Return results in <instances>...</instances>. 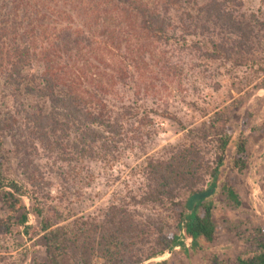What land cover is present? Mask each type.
Returning <instances> with one entry per match:
<instances>
[{
  "label": "trees",
  "instance_id": "obj_1",
  "mask_svg": "<svg viewBox=\"0 0 264 264\" xmlns=\"http://www.w3.org/2000/svg\"><path fill=\"white\" fill-rule=\"evenodd\" d=\"M242 9V0H162L159 6L146 0H0V79L13 97L35 99L0 111V167L5 160L2 136L10 138L16 154L37 146L65 164L62 176L76 175L74 163L80 161H116L132 147L126 132L132 110L116 105L108 97L110 88L126 84L131 64L155 44L175 45L211 62L243 64L257 50L264 22ZM109 55L118 56L119 63ZM260 84L264 87V81ZM40 100L47 101V110ZM143 116V122L150 121ZM217 137L210 164L191 148L148 158L140 199L110 204L100 218L74 213L63 202L64 191L60 197L44 192L50 183L37 180L43 177L40 170L22 159L25 180L0 172V198L8 211L0 227L5 232L20 227L27 240L42 237L45 260L34 264H63L64 256L71 258L67 264H94L95 258L102 264H167L153 259L175 246L185 249L184 240L194 253L206 251L216 232L212 199L217 188L233 206L240 204L224 177L226 162L237 171L246 166L243 139L227 132ZM183 189L187 194L180 197ZM23 196L37 226L27 224ZM131 202L173 208L183 240L138 216ZM234 264H264V242Z\"/></svg>",
  "mask_w": 264,
  "mask_h": 264
},
{
  "label": "rangeland",
  "instance_id": "obj_2",
  "mask_svg": "<svg viewBox=\"0 0 264 264\" xmlns=\"http://www.w3.org/2000/svg\"><path fill=\"white\" fill-rule=\"evenodd\" d=\"M146 1L154 6L162 2ZM242 1L243 11L257 14L264 22V2ZM170 15H174V10ZM260 35L257 50L246 55L240 65L211 62L196 52H180L171 44H155L142 60L132 63L126 84L117 82L108 95L116 105L132 110L126 118V132L132 147L125 149L116 161H80L74 163L76 175L62 176L60 173L67 168L65 164L54 161L37 146L16 154L10 138L2 136L5 160L0 172L23 181L25 176L19 162L28 158L42 173V179L37 180L50 183L43 188L44 192L50 190L52 196L60 197L58 192L64 191L67 196L63 202H69L74 213L100 218L110 204H126L132 201L131 197L140 199L145 189L144 168L148 158L191 148L199 151L204 164H210L216 151L217 134L227 132L243 139L245 144L246 166L237 171L231 167V162H226L224 170V177L235 187L240 204L233 206L217 188L212 199L216 232L210 249L194 253L184 240L185 249L175 246L153 261L234 264L238 256L249 254L259 242H264V87L260 84L264 81V27ZM109 56L111 58L106 57L113 63L120 59L116 55ZM34 102V98L26 95L13 97L0 79V111L17 107L19 103L27 106ZM40 103L48 109L47 101L40 100ZM144 114L149 122L142 121ZM136 136L141 139H135ZM204 181L200 187L205 186ZM180 191V197H185L187 191ZM22 201L28 211L27 224L37 226L38 219L31 212L29 199L23 196ZM129 207L138 216L161 227L165 234H176L183 240L175 224L173 208L149 203L133 205L132 202ZM7 214L0 198V219ZM21 230L16 226L5 232L0 227V264H34L35 260H45L42 237L37 235L27 240ZM70 262V257L62 258L63 264ZM93 263L102 264V260L95 258Z\"/></svg>",
  "mask_w": 264,
  "mask_h": 264
}]
</instances>
